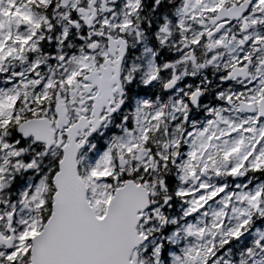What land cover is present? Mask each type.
I'll return each instance as SVG.
<instances>
[{
  "label": "snow or ice",
  "instance_id": "6c2138e0",
  "mask_svg": "<svg viewBox=\"0 0 264 264\" xmlns=\"http://www.w3.org/2000/svg\"><path fill=\"white\" fill-rule=\"evenodd\" d=\"M0 264H264V0H0Z\"/></svg>",
  "mask_w": 264,
  "mask_h": 264
}]
</instances>
